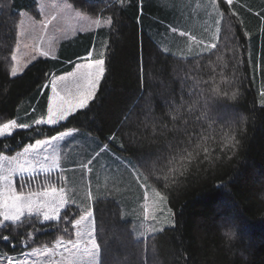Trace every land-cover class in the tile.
I'll return each mask as SVG.
<instances>
[{
	"label": "trees",
	"instance_id": "trees-1",
	"mask_svg": "<svg viewBox=\"0 0 264 264\" xmlns=\"http://www.w3.org/2000/svg\"><path fill=\"white\" fill-rule=\"evenodd\" d=\"M67 1L89 16L111 20L96 31L104 34L100 49L106 61L99 90L86 109L65 121L31 126L46 115L51 76L68 73L97 47L89 39L68 49L65 60L39 58L12 77L20 12L33 11L34 0H0V124L30 125L0 137V154L82 131L129 158L167 197L173 227L145 240L134 237L114 199L93 201L99 264H264V104L254 87L244 23L249 30L252 21L257 28L264 22V12L254 13L260 0L239 5L217 0L222 11L217 46L187 59L165 53L141 23L156 11L177 23L165 0L147 6L140 0ZM241 4L256 10L245 9L243 19L233 12ZM254 37V67L259 60L261 69L256 78L264 81V32ZM15 185L23 192L19 181ZM83 213L69 204L56 222L26 217L6 223L0 227V252L20 256L58 239L73 240L72 222Z\"/></svg>",
	"mask_w": 264,
	"mask_h": 264
},
{
	"label": "rangeland",
	"instance_id": "rangeland-1",
	"mask_svg": "<svg viewBox=\"0 0 264 264\" xmlns=\"http://www.w3.org/2000/svg\"><path fill=\"white\" fill-rule=\"evenodd\" d=\"M103 1V0H101ZM108 2H116L121 0H104ZM151 0H140L142 4H147ZM160 5L164 0H157ZM190 1V0H189ZM246 3V0H241ZM195 0L193 1V4ZM192 3H186L182 11L184 16V25L176 26L174 23H168L165 20L161 11H156L152 15H145L141 19V23L148 26V34L151 35L155 43L165 52L181 59L192 58L197 55L209 53L212 49L207 48L204 44L202 33L197 27L199 23L195 20H200L196 16L198 8ZM244 5V4H241ZM210 12V21L212 23L211 30H216V22L220 24L217 26V40L219 39L221 20H218V15H222V11L218 6L217 0H212L207 5ZM201 10V8H199ZM237 15L243 19L248 18V11L245 8L235 7L233 9ZM247 12V14H246ZM109 24L110 18L107 17ZM245 21V20H244ZM246 23V34L249 39V52L248 57L252 70L254 87L258 92L260 104L264 101V81L258 80L257 75L260 74V61L257 60L258 65L255 70L254 59L256 57V43L254 34L264 32V22L261 21L260 27L252 21L251 27L248 30V21ZM106 25L107 22H98L96 17L89 16L86 13L74 8L67 0H34V10H22L20 12V19L17 29V41L12 54V71L15 69L16 76L20 75L24 69L32 62L39 58H52V59H67L69 56L68 49L75 46H84L89 39H92L97 51L94 54H103V49H100V44L104 38L101 32L96 33V27ZM178 27V28H174ZM95 28V29H94ZM92 30V31H91ZM254 30V31H253ZM88 31L93 35L83 37ZM82 49V48H80ZM47 55H44V54ZM198 57V56H197ZM89 59L80 58L74 62V65ZM73 65V66H74ZM81 68L78 67L74 73L67 76L52 75L50 84L57 82L56 90L51 92L54 94V100H59L63 94L70 95V102L76 103L77 94L74 90L80 86L83 79L81 78L78 83H73V77L81 74ZM256 74V75H255ZM56 76L59 77L56 79ZM13 77V76H12ZM55 80V81H54ZM66 87V90L64 89ZM70 90V91H69ZM67 91V92H66ZM25 104V103H24ZM40 120V119H38ZM13 121H7L0 124V130L3 131L5 137L11 135L18 129H26L23 124L15 122L13 126L4 127ZM37 125L35 122L31 125ZM40 125V124H39ZM87 134V133H86ZM88 136H92L87 134ZM94 140H98L93 137ZM84 141L72 142L64 150L62 158V165L70 164L72 168L63 169L64 171L58 175V178H42L37 177H23L14 178L8 177L10 169H14L18 164L17 160L8 161L3 154H0V177H8L12 181V187L16 190L15 182L19 181V186L23 189V193H37L41 192L48 187L49 189L60 186L64 187V192L67 195L72 205L82 209L83 215L92 212V202L99 198L114 199L122 209V215L125 220L130 221L131 230L137 240H145L152 235L162 231L165 228L173 227L174 217L173 212L168 205V201H161L155 195L158 191L154 185L149 183L140 173V171L131 164L129 158H122L114 153L100 152L91 158L89 148H81L75 150L74 145H82ZM111 152V151H109ZM91 161V163H89ZM58 184H57V182ZM8 181L0 179V189L6 188ZM52 185V186H51ZM18 193V192H17ZM19 194V193H18ZM91 197V199L89 198ZM169 209L171 211H169ZM3 210V209H0ZM147 210V211H145ZM93 213V212H92ZM148 216V219H145ZM26 217H38L43 221L40 215H25ZM154 217V219H153ZM94 216L92 215V219ZM2 219V217H0ZM21 219V220H22ZM94 220V219H93ZM56 222V221H54ZM10 221L0 224V227ZM75 239V229L74 238ZM59 241L62 244L69 245L68 249L60 248ZM68 240L58 239L49 246L36 247L26 251L20 256H9L0 252V264H87V262H80L77 258L81 257L76 254L75 248L67 243ZM60 248V249H59ZM64 250H68L69 254Z\"/></svg>",
	"mask_w": 264,
	"mask_h": 264
},
{
	"label": "crops",
	"instance_id": "crops-1",
	"mask_svg": "<svg viewBox=\"0 0 264 264\" xmlns=\"http://www.w3.org/2000/svg\"><path fill=\"white\" fill-rule=\"evenodd\" d=\"M54 1L57 2L59 0H54ZM193 1L194 0H190V1L189 0H165V6L169 9V12L172 15H175V14L177 15L176 21H175V22H177V23H175L176 26L184 25L183 24L184 16L182 15L183 14L182 11L184 9L183 6H185L186 3H192L193 4ZM211 1L212 0H195V3L193 4V5H196V7L198 8V11L196 12L197 18L198 17L200 18V20H198V19L195 20L196 23H199V25L197 27L200 29V32L202 33L201 36H202L203 40H205L203 43L207 44V48H209V49H212V48L208 47L209 45H212V44L216 45L218 42V40H217V35H218L217 26H218V24H220L219 21H218V24L216 22V30L214 32H212V30H211L212 23L210 21V12L208 11V8H207V5L210 4ZM224 1L227 3V0H224ZM239 2H240V0H232V3L230 5H233V4L239 5ZM199 8H201V10ZM244 8L248 9V10H252V11L256 10V9H252L251 7H249L248 5H245V4H244ZM259 11L264 12L263 0H260L259 7H258L257 11H255L254 13L256 14V12H259ZM217 17H218V20L222 21V15H218ZM96 19H97V22H100V20H101V22H105V21L107 22V24L106 25L104 24L103 27H100V25L98 27H96V30L101 29V28L107 29L109 27L110 24H109V21L107 20V17H101L100 16V17H96ZM174 28H178V27H174ZM91 31H88L87 33H92ZM90 53H91V55H89V53H88L86 56L83 57L85 59H89L88 61H84L82 64L78 63V64L74 65L72 67L71 71H69L68 73H64V74L57 75V76H67L69 74H72L75 72V70L78 68V66H80L82 73H87L89 71L88 65H90V64L94 65L95 61L102 60L103 55H104V51H103L102 55L97 54V56L92 55V54H94V50H91ZM57 76H56V79L59 78ZM82 79H83V81L81 82L80 86L76 87L74 90L75 94H77V101L74 104L70 102V95H67V94H63L62 96H60V99L57 101H56V99L54 100L55 97H54V94L52 92L54 90H56L57 82L56 83L54 82V84L53 83L50 84V81H49V83H48L49 92H50V88H51L52 92H51L50 96L48 97L46 115L40 119L46 120L48 118L50 112H52V111H55V112L63 111L64 109L68 108L70 105L77 104L79 102L80 97L90 90L89 86H88L89 81L86 78H82ZM64 89L66 90V87H64ZM45 125H47V124H45ZM27 128H29V127H27ZM61 136L63 137V139H60ZM53 137H56V139H53ZM53 137L45 138L42 140H38L32 144H28L23 149L15 152L11 156L4 155V157H6V159L8 161H12V160L18 161V164L15 166L14 169H10L7 176L8 177H14V178H23V177L30 178V177L41 176L43 179L44 178H46V179L52 178V177H55L57 179L58 175H60L64 171L63 169L72 168V166L70 164L62 165V158L64 156V153H63L64 150L68 146H70V144L72 142L76 143L79 140L84 141L83 146L76 144L73 147L75 148V150H80L82 147L85 149L89 148V150L91 152V155H90L91 158L100 152H106V153H108V155H109V153H114L108 147H107V150L102 151V149L105 148V144H101L99 140H94L93 136H88L85 132H82V131L68 130V131H64L60 134H57ZM25 149H28V151L25 152ZM109 151H111V152H109ZM21 153H23V155H21ZM13 157H15V159H13ZM41 164L44 165V168L40 167ZM22 168H29L30 170L29 171H21ZM57 184H58V182H57ZM54 186L57 189H60V188L64 189V187L61 183H60V186H58V185H54ZM28 194L29 193L24 194V195L27 196ZM63 195L69 201V204H71V202L68 199L65 192L63 193ZM33 199H39V197L34 196ZM88 212H90V211H88ZM25 215H27V214H25ZM89 219H90V224H89V221H86L85 224L92 229L93 235L95 237V223L93 220L94 218L92 219V217H90ZM76 231H77V229H75L74 241H76L78 239L76 236ZM80 240H81V242H80L78 248H75V252H74L76 254L81 255V257H78L77 259L80 262H82V261L87 262V264H99V262H100V250H99V254H94V255L90 256V255H88L87 251H85V249L91 250L92 245L87 244L86 240L83 237H81ZM95 240H96V238H95ZM62 243H64V242L59 241V247L60 248H63V247L65 249L69 248V245L62 244ZM96 244H97V242H96ZM64 252L66 254H69L68 250H64L62 253H64Z\"/></svg>",
	"mask_w": 264,
	"mask_h": 264
},
{
	"label": "snow or ice",
	"instance_id": "snow-or-ice-1",
	"mask_svg": "<svg viewBox=\"0 0 264 264\" xmlns=\"http://www.w3.org/2000/svg\"><path fill=\"white\" fill-rule=\"evenodd\" d=\"M227 3L230 5L232 0H227ZM98 23V22H97ZM217 45L212 44L208 47L215 48ZM44 55H47L46 53ZM91 55V53H89ZM105 60L95 61V64L88 65L89 71L87 73H81L78 76L73 77V83H78L81 78H86L89 81V91L82 95L79 99V102L75 105H70L68 108L64 109L63 111L50 112L48 118L46 120L40 119L36 120L35 123L39 124H47L49 126L56 125L60 122L65 121L69 116L75 115L77 111H81L86 109L90 103L95 99L96 93L99 90V84L104 78L106 68H105ZM80 67V66H78ZM16 71L13 69L12 76H16ZM261 96H264V92H261ZM235 98V96H233ZM264 103V101H262ZM15 122H10V124L5 125L4 127L13 126ZM22 127H27L24 125ZM4 133L0 130V136H3ZM56 139V137H53ZM60 139H63L61 136ZM107 150V145L102 151ZM28 149H25L27 152ZM23 155V153H21ZM15 159V157H13ZM91 163V161H89ZM41 168H44V165H40ZM29 168H22L21 171H29ZM0 179H4L8 181V185L6 188L0 189V224L4 222L10 221L12 223H16L21 221L22 217L25 214L32 216V215H40L43 217L42 222H49V221H59L61 219V214L64 209L69 204V201L63 195L64 189L60 188L57 189L55 187L49 189L45 187V189L41 192L37 193H29L27 196L21 191L19 194L15 191L12 187V181L8 177H0ZM155 195L160 198L161 201H166L167 197L163 195L160 191H156ZM39 197V199H33V197ZM91 199V197H89ZM147 211V210H145ZM169 211H171L169 209ZM93 213L90 211L86 215H81L79 219H76L72 222V227L77 229L76 236L77 240H68L67 243L72 245L73 248H78L81 240L80 238L83 237L87 244L92 245V249L87 251L88 255L99 254V246L96 244L95 237L93 235L92 229L85 224L86 221H89L90 224V217H92ZM148 216H145V219H148ZM63 219L68 221V217L64 216ZM154 219V217H153ZM65 232L68 231L67 228L64 229ZM5 240L8 237H4ZM59 243V242H58Z\"/></svg>",
	"mask_w": 264,
	"mask_h": 264
}]
</instances>
